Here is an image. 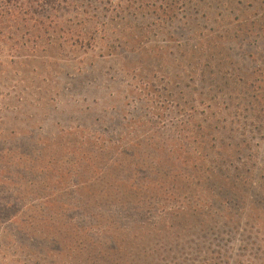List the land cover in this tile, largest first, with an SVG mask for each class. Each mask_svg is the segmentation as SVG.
Returning <instances> with one entry per match:
<instances>
[{"label": "rangeland", "instance_id": "obj_1", "mask_svg": "<svg viewBox=\"0 0 264 264\" xmlns=\"http://www.w3.org/2000/svg\"><path fill=\"white\" fill-rule=\"evenodd\" d=\"M260 7L263 0H194L166 21L157 0H77L39 9L28 23L0 19L7 31L0 37V264H153L101 258L109 243L100 239L103 226L86 238L90 217L125 219L123 228L132 222L65 195V186L57 191L37 169L73 173L77 184L89 179L79 174L84 160L102 157V140L116 147L105 168L128 149H193V128L219 122L206 140L241 144L231 149L238 154L227 176L250 170V180H240L245 194L224 195L228 226L207 240L187 239L174 259L156 263L264 264V112L255 118L257 93L247 88L258 87L264 43L240 30L262 17Z\"/></svg>", "mask_w": 264, "mask_h": 264}, {"label": "trees", "instance_id": "obj_2", "mask_svg": "<svg viewBox=\"0 0 264 264\" xmlns=\"http://www.w3.org/2000/svg\"><path fill=\"white\" fill-rule=\"evenodd\" d=\"M76 1L0 0V19L8 16L14 21L28 23L39 14V9L43 10L49 5L55 7L62 3L74 5ZM157 1L167 8L162 12L166 21H171L172 13L177 7L192 5L194 2V0ZM258 10L262 12V17L252 25L242 26L240 30L246 34L244 39L258 36L264 43V7ZM3 26L5 24L0 20V37L7 33ZM50 31L51 29L42 28L41 33L47 34ZM255 80L253 83L258 84V87L249 85L247 88L257 93L251 109L255 118L259 119V115L264 112V69L256 74ZM158 98L155 95L153 105L157 104ZM158 110H163V107ZM218 124L209 123L207 126L193 128L192 134L196 140L193 143L189 142L193 149L155 150V154L132 152V149H128L118 153L117 159L105 168L102 164L106 161V156L114 152L116 147L107 145V141L110 140H102L100 147L96 145L102 150V157L97 162L84 160L87 166H82L79 174L88 175L89 179L77 184L72 183L76 178L73 173L56 171L48 165L38 167L37 170L44 174V178L46 175L43 183L48 177L56 189L66 187L65 195L77 194L89 203L101 205L111 211L117 209L132 222V226L123 228L119 224H123L125 219L118 220L109 215L90 217L89 221H92L93 225L85 226L84 229L89 232H85L86 238L92 239L90 233L93 232V227L103 226L100 239L109 243L107 249L100 254L101 258L116 262L115 260L130 257L132 260L135 257L142 258L143 262L151 261L158 264L156 261L163 256L174 259L173 251L183 249L182 243H187V239L193 237L196 240L198 238L207 240L208 235H215L221 230L219 224L228 226L231 216L223 210L224 195L226 197L233 195L240 199L245 194L240 180L244 174L247 177L245 180L249 181L252 174L250 170L234 168L233 176L231 178L227 176L230 173L227 168L238 154V151L231 149H242L241 144L231 146L219 144L212 147L206 140L210 138L212 132L218 134L220 129ZM181 132V137L186 139L187 127L184 126ZM88 146H91V143H88ZM134 147L139 148V144H135ZM90 148L93 147L87 149ZM136 161H140V164ZM49 172L53 174L52 178L48 176ZM73 187H76L75 191L72 190ZM43 189L44 185H39L38 190ZM216 205L221 209H217ZM119 239L122 242H119ZM123 243L126 244L125 247L119 245ZM196 248L195 250L200 252V245H196ZM145 251H150V254Z\"/></svg>", "mask_w": 264, "mask_h": 264}]
</instances>
